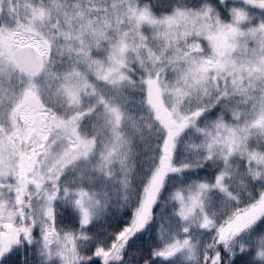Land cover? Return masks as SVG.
<instances>
[{"label": "clouds", "instance_id": "clouds-1", "mask_svg": "<svg viewBox=\"0 0 264 264\" xmlns=\"http://www.w3.org/2000/svg\"><path fill=\"white\" fill-rule=\"evenodd\" d=\"M49 5H58L49 9L50 16L45 26L54 35L61 31L62 21L69 16L78 20L84 18L78 4H73L70 0H66L63 4L52 0L51 3L41 4L39 7L49 8ZM168 6L174 5H164L163 8L168 9ZM104 7L105 17H102V20L105 22V27L109 26L107 22L109 16L114 17L115 23L112 34L103 37L107 49L120 47L123 43L121 36L128 37L129 33H132L138 37V40L130 47L137 53L138 59L141 55L145 57L141 60L139 72L133 69L128 81L121 86L122 89H131V85L135 84L137 78L143 74L152 73L155 76L166 74L180 50L192 47L185 42L186 35H189L187 30L169 23L167 17L172 15L169 11H162L159 17L148 12L153 23L145 31L136 19L137 13L132 9L125 11L124 8L114 4ZM144 11L146 10L142 8L141 12ZM77 39L89 48L104 47V43H101L94 33L85 34L83 29ZM54 43L58 44L59 41ZM171 67L174 69L175 84L183 89L185 103L188 106L185 116L189 118L188 125H191V127L186 126L183 135L173 145L175 157L170 166L175 168L180 176L176 173L164 174L159 177L158 183L156 182L158 164L153 162L156 152L152 147L157 139L156 127L147 114L134 105L117 108L118 114L122 117L121 131L126 141L125 146L120 150L118 160L109 157L108 133L101 130L99 134L93 135L91 153L77 157L71 166L59 160L48 161L44 164V171L51 177L47 183L51 191L56 190L57 182L59 186L70 187L72 182L79 178L92 176L109 192V204L104 208L106 213L111 215L115 212L120 215L125 207H131L134 215L142 213L145 217L144 223L151 225L154 234L166 233L177 245V251L171 255H168V245L163 247L156 243L155 246L152 245V250L156 253L155 257H168L164 260L166 264H212L209 256L214 257L218 246L222 245L220 239L222 231L230 230L231 227L232 201L218 191H209L203 207L196 211L195 217L185 218L180 215V206L175 199L176 189L173 190L170 186L177 179H181L186 171L212 169L219 174L228 171L227 165L235 163L233 178L225 180V185L233 197H237L238 193L242 196L243 193L240 192L242 183L249 181L254 183L257 179L264 181V177L254 175L264 168L257 164L256 159L258 155H264V131L258 130L261 134L255 137L259 141L255 147L249 142L247 151L238 153V160L229 159L233 156L232 149L225 150L215 137L196 135L197 129L209 125L217 127L216 118L228 115L234 117L239 125L240 117L248 111L251 99H245L238 93L233 87L234 80L229 79L231 71H225L224 68L212 71L209 79L204 80L199 87L192 88L185 87L181 82L179 65ZM220 72H224V75H220ZM221 80L224 81L223 85L220 83ZM249 97L264 100V80L256 85L255 92L249 93ZM83 111L81 107V113ZM197 112L203 115L197 118L195 116ZM246 124L255 128V124L251 121H246ZM44 138L48 139L46 136ZM71 151L76 153L79 149ZM20 202L21 198L17 196L9 203L16 205ZM32 203H39L36 193H32ZM140 230L139 227L131 226L128 229L129 232ZM230 236L231 252L224 260V264H237V257L242 258L240 264H264V258L260 256L264 251V246L261 245V241H264V230L258 231L255 225H252L239 231H230ZM161 253L164 255L162 256ZM20 264H40L37 251L30 247L25 253L21 248ZM144 264H149V261L146 259Z\"/></svg>", "mask_w": 264, "mask_h": 264}, {"label": "rangeland", "instance_id": "rangeland-1", "mask_svg": "<svg viewBox=\"0 0 264 264\" xmlns=\"http://www.w3.org/2000/svg\"><path fill=\"white\" fill-rule=\"evenodd\" d=\"M38 6L30 0H0V180L11 174L17 181H25V187L32 185L34 182L43 186L51 179L50 175L44 171V164L50 161L51 156H54L55 153H51L49 156L45 155V145L48 139L46 140L44 137H48V134L46 132L45 135H40V129H47L53 126L50 115L68 117L70 119L73 113L69 116L65 115L64 111L66 109L69 110L70 108L75 112L77 111L76 107L81 103V97L85 96L83 100L88 102L95 96V90L90 86L88 80H78V76L69 75L74 73V66H71L70 72L65 67L61 68L59 72H53V69L50 68V56L54 51L51 44L52 38L48 37L45 41L46 48L44 53H40L37 48L38 41L34 39L36 37L35 34L39 36L40 32L36 28L29 27L34 19L35 10L39 9ZM178 21H180L179 25L182 22L184 24L187 23L186 17L172 19L169 23L176 25ZM191 23L190 26L192 28L200 29L198 31L208 33L211 29V25L208 23L195 24L194 19H191ZM37 27L42 28L43 25L38 24ZM185 28L187 29V27ZM66 45H62L59 50L55 49V52L67 56L64 50L71 51L72 55L68 56L78 61H81L86 55L88 48L85 45H79L76 48ZM11 46H15L17 50L22 48L31 49L35 54V60L38 65L37 71L33 73L24 71L15 61ZM236 49L232 47L228 51V55L232 57L229 61V66L236 65L234 71L231 72L230 81L234 75L240 76L241 79L242 75L246 74V68L241 63L240 55L239 58L235 55ZM121 51L122 49H118V53H121ZM259 51L258 47L255 52L256 57H253L254 59L259 58V60L264 62V56H260ZM118 53L115 51L114 57L110 54L105 64H103L104 66L99 65L91 69V76L99 80L96 86L110 100H114L111 92L112 84L110 81L98 77L97 74L103 73L104 76L119 79L122 74L120 62H118L121 57L118 56ZM89 66L87 65V68ZM171 68L167 69L168 75L166 80H164L168 89L164 87V81L160 82L158 76H152L153 84L151 86L147 83L148 76L145 78V104L160 125L162 132L169 128H175L180 119L188 112L187 105L183 109L184 113L180 114L179 112L181 110L180 105L182 101H185V97L182 89L175 84L174 69ZM256 70L254 68V72ZM8 73L12 74L10 84L7 77ZM65 75L68 76L64 77ZM60 76L64 77L63 82L60 81ZM220 83L223 85L224 81L221 80ZM85 84L88 85L87 90H85ZM166 93L171 95L170 100L168 95H165ZM137 99L141 103L144 102L142 98ZM100 100L101 98L97 102L99 103ZM9 104H11V109L8 108ZM104 111V108H100L97 111L98 124L105 129L109 124L115 126V122L120 118V115L118 114L117 118V115H111L109 112L103 113ZM5 113H7V118H5ZM188 126L191 127V125ZM6 127L11 128L10 133H5ZM57 130L61 133L64 132L63 128ZM78 135L80 141L83 142L74 145L73 149H79L76 152L77 157H84L92 152L93 140L90 137L86 139L84 136L87 135V132L84 133L80 129ZM164 174H171L170 169L162 170L159 165L156 172L157 183L159 177ZM176 175L180 176V173H176ZM176 181H179V179ZM5 187L6 185L0 184V189ZM59 188L60 196L56 201L54 217L61 210L67 209L83 225L81 220L84 213L80 210L82 207L84 210L91 209V214L95 216L91 226H95L101 223L108 214L104 211V208L109 204V192L102 184L95 181L92 176L81 177L72 182L70 187L61 185ZM4 195L7 196V193ZM25 195H27V192H25ZM77 201H80L79 206L76 204ZM41 203L43 202L39 200L38 204L33 203V207L29 208L31 211L28 209L32 215L28 216L29 225L25 229L22 209L17 207L13 211L9 201L0 197V227L6 229L5 232H0V251L6 250L8 246L17 243L19 236L24 234L25 239L32 243L33 250L37 251L40 264H45V261L55 264H73L71 261L67 262V259H76L72 249L73 235H65L57 230L53 217L44 215L37 216L35 220L33 219V215L36 214ZM25 204H27L26 201ZM250 211L255 213L264 212V206L257 204ZM16 215L21 216L19 226H15L12 223H3L4 220L10 217L14 218ZM45 220L46 223L44 222ZM33 224L38 225V235L35 237L30 235ZM160 235L162 240L161 247L168 245L167 251L175 253L177 247L173 248V246L176 244L171 241V238L166 233H161ZM82 245L81 243L80 246ZM23 251L26 253L28 249L23 248ZM17 256L21 257V248L18 250ZM162 258L166 260L168 257L164 256Z\"/></svg>", "mask_w": 264, "mask_h": 264}, {"label": "snow or ice", "instance_id": "snow-or-ice-1", "mask_svg": "<svg viewBox=\"0 0 264 264\" xmlns=\"http://www.w3.org/2000/svg\"><path fill=\"white\" fill-rule=\"evenodd\" d=\"M243 5L241 7L240 5ZM58 5H49V8L40 7L34 12V19L29 27L36 28L40 32L39 36L34 37L37 43V48L40 53L43 54L46 48L45 41L48 39L46 33L42 28L37 25L46 26L45 20L49 19L50 8ZM80 10L86 11L83 4H78ZM161 7V6H160ZM146 11L141 12V9ZM157 5L149 2L145 5L137 4L135 9L129 5V9H132L136 13L141 15L151 12L155 13ZM168 11L172 13L171 16L167 17L168 21L178 17H190L195 20L198 24L208 23L211 25V29L208 33H200L197 35H186V44H191V49L185 47L180 50L178 56L174 58L170 66L176 64L179 65V73L182 77V83L185 87L196 88L199 87L204 80L209 79L212 71H219L220 68H224L225 71L233 72L236 65L229 66V61L232 59L228 55V51L232 47L239 48L241 44L246 45H257L259 46V55L264 56V0H206L204 4L199 6L194 12H188L186 6L174 5L168 6ZM258 14V15H257ZM198 46V47H197ZM255 51V49H254ZM155 62V60L153 61ZM261 72H264V62L258 65ZM98 77L104 78L106 81H110L114 87H121L128 81V77L120 75L119 79L116 77H107L103 73H98ZM147 83L149 86L153 84L152 73H148ZM220 75H224V72H220ZM8 82L11 83L12 74L8 73ZM135 87V84L131 85ZM179 87V85H177ZM88 85L85 84V90ZM141 90H143V83L141 84ZM183 91V89H182ZM99 104L109 114L117 115L118 109L115 106H111L109 102L100 100ZM11 109V104L8 105ZM81 111V109H80ZM96 111V109H92ZM203 113L197 112L195 116L198 118ZM7 118V113H5ZM50 119L53 122V126L47 129H40V135H45L47 132L48 140L45 145V155L49 156L51 153H55L51 156L50 161L59 160L62 163L71 166L72 163L77 159V154L71 150L77 143L83 142L79 139V128L80 117L71 116L60 117L56 115H50ZM189 123V118L184 116L176 124L175 128H169L164 131V136L160 141L159 160L158 163L162 170H169L171 174L176 173V169L171 167V163L174 161L175 149L173 145L178 141L179 137L183 135V131ZM221 125L218 122L217 128ZM59 128H63L64 132L61 133ZM260 130L264 131V110L260 116ZM197 131H202L197 129ZM11 128L6 127L5 133H10ZM162 149V150H161ZM258 162L264 163V155L256 157ZM254 175L264 177V171H257ZM214 181L210 186L207 183H198L192 188L191 194L188 197V202L182 193L177 192L175 199L179 201V211L182 217H190L195 208H201L204 205L205 194L209 191H218L225 197L232 201V217L230 230H224L221 233L220 239L222 245L218 246V250L213 256H209V260L212 264H224L225 258L230 254L231 249L229 246L230 231H239L242 228L251 227L255 225L256 230H264V212L255 213L250 209L255 208L257 204L264 206V181L257 179L254 183L249 181L253 191L249 193L248 200L245 202L242 197H233L231 191L226 188L225 185V173H213ZM25 181H17L11 174L5 179L0 180V184L6 185L5 188L0 189V197L7 199L9 202L15 200L17 196H20L21 202L16 205H11L13 211L17 207L22 209V215L24 217L25 229L28 228L29 221L28 216L32 215L28 211L29 208L33 207L32 193L35 192L36 196L43 203L40 204L37 212L33 215L35 220L37 216L53 217L55 215L56 201L60 196L59 183L57 182V188L55 191L50 190V185L47 183L43 184L34 182L32 185L25 187ZM257 184L260 185L259 191H256ZM27 192V195H25ZM7 193V196L4 194ZM67 199V197H66ZM25 201L27 202V208H25ZM77 206L80 205V201L76 202ZM98 207V206H97ZM83 211V218L81 223L85 227H91L92 221L95 216L91 214V209ZM21 220L20 215H16L14 218H8L3 223H12L15 226H19ZM145 217L142 213L134 215L131 207H125L122 213L119 215L113 228V234L108 237L110 244L115 245L117 241L123 239V247L119 254L118 264H144L147 259L149 264H155L152 260L153 251L149 249L147 257L144 255L143 241L140 237L151 229L150 224L144 223ZM46 223V220L44 221ZM142 225V227H141ZM131 227H139V232H129L128 229ZM4 227H0V232H5ZM31 237L38 235V225L33 224L30 230ZM261 245L264 246V241H261ZM155 246V243H153ZM32 247V243L25 239L24 234H21L18 238V242L8 246L6 250L0 251V264H19L17 259V252L20 248L29 249ZM174 245L173 248H176ZM168 252V255H171ZM90 255L102 256L106 253H98L93 250ZM156 255V253H155ZM163 256L164 254L161 253ZM260 256L264 258V251L260 253ZM241 257L236 258L237 264H240ZM89 264H100L99 260L91 259ZM111 264V262H109Z\"/></svg>", "mask_w": 264, "mask_h": 264}, {"label": "trees", "instance_id": "trees-1", "mask_svg": "<svg viewBox=\"0 0 264 264\" xmlns=\"http://www.w3.org/2000/svg\"><path fill=\"white\" fill-rule=\"evenodd\" d=\"M28 1V0H26ZM31 2H35L37 5L41 4H49L52 0H30ZM57 3H65L66 0H56ZM73 4H83L85 6L86 11L83 12V20H78L72 16H69L66 20L62 21L63 27L61 31L58 33L53 34V32L48 31L44 26L42 27L43 31L46 33L47 37L52 38V47L53 52L50 56V68L53 69V72H59L61 68H67L68 72H70L71 66H74V73H70L69 75H76L78 76V80L86 79L90 82V86L93 87L95 90V96L88 102L83 100V97L80 98L81 103L78 107H76L75 112L69 108V110H65L64 114L67 116L69 115H77L80 117V123L78 125L80 131L87 132V135L84 137H90L93 140L94 134H99L101 130H104L108 133V144L110 151L108 154L111 158L118 160L119 153L122 147L125 146L126 141L123 138V132L121 131V116L115 122L116 125L112 126L109 124L106 129L100 126L98 123V115L97 111L100 108V104L97 102L99 98L106 102H109L111 106H115L116 108H128L129 105H134L140 111L147 114V116L152 120L153 124L156 127V142L152 145L155 149L156 156L154 163L158 164L159 168V150H160V141L161 138L164 136V132L161 131L160 125L156 122L155 118L152 116L148 106L145 104V78L148 76L147 74H143L135 83V87L131 89H122L121 87H114L111 85V92L113 94L114 100L108 99L104 94H102L100 88L96 86L98 79L93 78L91 76V69L92 67H98L99 65L105 64L106 60L109 58L110 54L114 57L115 51L118 53V49H122L121 53H118V56L121 58L118 62H120V69L121 74L128 77L131 75V71L133 69L139 72V66L141 64V60L145 57L143 55L140 58H137V53L132 50L130 47L138 37H135L132 33H129L128 37L121 36L123 43L120 47L115 49H107L106 43H104L103 37L112 34V30L115 27L114 17H108V24L109 26L105 27V22L102 20V17H105V5H116L118 7L124 8L125 11L129 9V5L132 6V9H135L137 4L145 5L149 2H152L156 5H160L161 7H157L155 10L154 15L159 17L162 11H168V9L163 8L164 5H181L186 6L188 12H194L199 6L204 4L206 0H70ZM27 3V2H24ZM38 6V7H39ZM243 7V5H240ZM40 8V7H39ZM258 15V14H257ZM137 21L141 24L142 29L145 31L151 26L153 20L148 13L141 15L137 13L136 15ZM190 17H186V24L183 22L179 25L177 22L176 25L182 29H186L189 35H197L200 33H206L204 31H198L200 29H194L190 26L191 23ZM47 19L45 20V23ZM195 24H198L195 22ZM206 24V23H204ZM81 29L85 34L94 33L96 38L101 40V43H104L103 48H89L86 44L85 46L88 48L86 55H84L81 61L76 60L68 55H72L71 51L64 50L67 56L63 54H59L55 52V49H60L62 45L67 44L70 47H78L83 46L77 37L81 34ZM37 36V34H35ZM49 38V39H50ZM54 41H59V43H54ZM66 45V46H67ZM242 48H237L235 51V55L239 58L241 57V63L246 68V74H243L241 79L240 76L234 75L231 79L234 80L233 87L238 91V93L245 97V99H251V103L249 109L246 113H244L240 117L239 125H237L236 119L230 115L217 117L219 124L221 125L219 128L209 125L205 128H202V131H197L196 135L204 137V136H211L215 137L218 142L221 143L222 147L227 149L233 150V156L229 157L232 160H238L239 156L238 153L241 151H247V147L249 142L252 143V146L255 147L259 141L255 139V137L261 134L260 130V118L262 110H264V100L260 98H250L249 93L255 92L256 85L260 83L261 80H264V72L260 71L258 65L262 63V60L254 59L256 57L255 52L259 46L257 45H246L241 44ZM236 48V47H235ZM255 49V51H254ZM76 50V49H75ZM254 56V57H253ZM83 63V64H82ZM87 65L89 68H87ZM104 66V65H103ZM169 66L168 69H170ZM254 68L257 70L254 72ZM172 69V68H171ZM260 71V72H259ZM66 72V73H68ZM251 72V73H250ZM167 73H161L158 77L160 82L166 80ZM68 75H65L66 77ZM162 76V77H161ZM64 77H59L60 81L63 82ZM161 77V78H160ZM96 82V83H95ZM102 83V82H100ZM143 83L144 87L141 90V84ZM49 85V83H48ZM164 87L168 89V86L165 84ZM168 95L170 100L171 95L169 93L165 94ZM142 98L144 101L141 103L139 99ZM137 99V101H136ZM183 103V105H182ZM180 105V114L184 113V108L187 107L185 101H182ZM99 104V105H98ZM170 106V104H169ZM83 107L84 111L81 113L80 109ZM92 109H96V111H92ZM107 112L106 110L103 112ZM69 113V114H68ZM214 116V114H212ZM246 121H251L255 124V128L246 124ZM83 135V134H82ZM247 138V139H245ZM195 147V145H193ZM259 157V155L257 156ZM223 159V156L221 157ZM111 162V160H110ZM257 164L264 166V163L258 162ZM235 163L227 165L228 171L225 172V180H231L233 178V174L235 172ZM157 168V170H158ZM260 171H264V168H261ZM214 171L212 169H200V170H193V171H186L185 174L182 175V178L179 181H175L173 185L170 187L173 190L176 189L175 195L177 192L182 193L185 202H188V197L191 194V189L198 183H207L210 186L213 184ZM226 188L227 186L224 185ZM260 185L257 184L256 191H259ZM253 191L252 187L248 183H242L240 185V192L243 195H237V198L242 197L245 202L248 200L249 193ZM207 193L205 194L204 200L206 198ZM179 203V201H177ZM199 208H195L190 215L191 217H195V213ZM119 214L113 212L111 215L107 214L104 220L95 225L89 227H84L79 223V221L74 218L73 214L65 209L61 210L55 217H54V225L57 230H59L62 234H72V249L73 254L76 255V259L71 260L67 259V262L71 261L73 264H89L91 259H96L100 261V264H118L119 261V254L123 247L124 240L121 239L117 241L115 245H111L108 237L113 234V228L115 227V222ZM142 226V225H141ZM231 239V236L228 237ZM140 240L143 241V248H144V255L147 257L149 249H152L153 243L159 244L161 246L162 240L161 235H156L153 233L151 229L144 235L140 237ZM83 244L80 246V244ZM95 250L98 253H106V255L97 256V255H90V253ZM153 251L152 260L155 264H166L162 257H155V250ZM17 259L20 264V257L17 256ZM226 259V258H225ZM47 264H55L49 262Z\"/></svg>", "mask_w": 264, "mask_h": 264}, {"label": "water", "instance_id": "water-1", "mask_svg": "<svg viewBox=\"0 0 264 264\" xmlns=\"http://www.w3.org/2000/svg\"><path fill=\"white\" fill-rule=\"evenodd\" d=\"M17 63L28 73L36 72L38 69L35 54L31 49L22 48L14 52Z\"/></svg>", "mask_w": 264, "mask_h": 264}, {"label": "flooded vegetation", "instance_id": "flooded-vegetation-1", "mask_svg": "<svg viewBox=\"0 0 264 264\" xmlns=\"http://www.w3.org/2000/svg\"><path fill=\"white\" fill-rule=\"evenodd\" d=\"M11 49H12V54L17 51V49L15 48V46H11ZM14 57V56H13ZM15 59V58H14ZM16 61V60H15Z\"/></svg>", "mask_w": 264, "mask_h": 264}]
</instances>
